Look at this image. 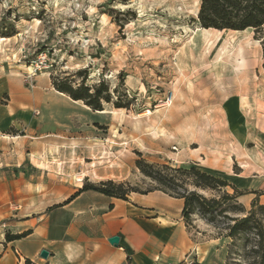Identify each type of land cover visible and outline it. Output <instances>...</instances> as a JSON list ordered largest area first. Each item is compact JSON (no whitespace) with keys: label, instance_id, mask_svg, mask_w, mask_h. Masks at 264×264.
<instances>
[{"label":"rangeland","instance_id":"rangeland-1","mask_svg":"<svg viewBox=\"0 0 264 264\" xmlns=\"http://www.w3.org/2000/svg\"><path fill=\"white\" fill-rule=\"evenodd\" d=\"M199 4L0 0V78L19 77L32 88L37 74L75 84L85 76L87 85L104 80L134 97L130 109L105 105L91 125V136L102 141L92 139V158L80 164L101 178L76 179L98 182L112 174L114 181L151 189L155 184L134 164L140 152L148 162L193 163L227 181L240 174L247 185L264 182V46L252 28L204 38L197 29ZM10 105L11 96L1 93L0 106ZM0 132L21 134L22 127ZM198 232L191 236L205 242L201 262L187 256L184 264H243L239 245L231 248L225 237L212 241L216 232L204 226Z\"/></svg>","mask_w":264,"mask_h":264},{"label":"crops","instance_id":"crops-1","mask_svg":"<svg viewBox=\"0 0 264 264\" xmlns=\"http://www.w3.org/2000/svg\"><path fill=\"white\" fill-rule=\"evenodd\" d=\"M1 93L11 96V105L0 106V131L14 126L22 133L0 132V264H25V258L35 264H184L187 256L201 262L205 242L185 226L179 198L159 190L131 192L127 199L87 190L67 201L84 177L101 178L80 163L92 158V139L102 141L91 136V125L104 110L77 105L45 74L34 77L32 88L3 75ZM238 176L228 180L246 190L239 200L264 204V182L247 185ZM194 223L213 230L202 220ZM5 231L27 234L7 241ZM114 235L116 245L109 242Z\"/></svg>","mask_w":264,"mask_h":264},{"label":"trees","instance_id":"trees-1","mask_svg":"<svg viewBox=\"0 0 264 264\" xmlns=\"http://www.w3.org/2000/svg\"><path fill=\"white\" fill-rule=\"evenodd\" d=\"M113 20L119 28L122 27L118 19ZM197 20L203 28H252L254 37L260 39L264 46V0H200ZM76 73L85 74L86 70H77ZM50 81L56 91L72 100L81 101L92 111H101L105 105L116 109H130L134 99L129 98L125 91L120 93L117 87L111 89L104 80L87 85L83 76L80 83L75 84L69 77L50 75ZM137 156L135 167L155 184L153 188L139 190L128 181L106 179L91 182L85 179L67 201L87 190L121 199H127L131 192L159 190L182 200L181 216L189 231H198L194 221L202 220L213 228L217 237L228 238L231 248L239 245L238 255L243 264H264V204L259 203L257 198L252 199L250 207L246 208L239 200V196L246 191L193 163L172 166L168 163L148 162L140 152H137ZM26 234L27 232L11 234L5 231L4 238L11 241ZM226 253L230 259V250L227 249ZM24 263L35 264L27 258Z\"/></svg>","mask_w":264,"mask_h":264},{"label":"bare ground","instance_id":"bare-ground-1","mask_svg":"<svg viewBox=\"0 0 264 264\" xmlns=\"http://www.w3.org/2000/svg\"><path fill=\"white\" fill-rule=\"evenodd\" d=\"M195 14L197 15V11L195 12ZM200 31H202L204 33V38L208 37L210 35H220L225 29L219 30V29H215V28H203V27H199L197 28ZM229 31H234V30H229ZM202 33V34H203ZM0 40H3V38H0ZM206 41V40H205ZM239 54V53H238ZM235 57V56H234ZM242 60L240 62H238V65L236 66V69L239 70V67L242 66ZM235 66V65H234ZM243 67V66H242ZM84 105V104H83ZM147 112H149L147 110ZM77 180H81V179H77Z\"/></svg>","mask_w":264,"mask_h":264},{"label":"water","instance_id":"water-1","mask_svg":"<svg viewBox=\"0 0 264 264\" xmlns=\"http://www.w3.org/2000/svg\"><path fill=\"white\" fill-rule=\"evenodd\" d=\"M118 240H119V237H118L117 235L111 236V237L109 238V242H110L111 244H114V245H116V244L118 243ZM47 255H48V252H47L46 250L42 249V250L40 251V256H41L42 258H46Z\"/></svg>","mask_w":264,"mask_h":264},{"label":"built area","instance_id":"built-area-1","mask_svg":"<svg viewBox=\"0 0 264 264\" xmlns=\"http://www.w3.org/2000/svg\"><path fill=\"white\" fill-rule=\"evenodd\" d=\"M41 56H42V59H44L45 58V54H41ZM40 66H39V64L38 63H35V65H34V71L35 70H37V68H39ZM168 264H171V263H168Z\"/></svg>","mask_w":264,"mask_h":264}]
</instances>
